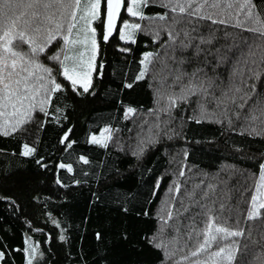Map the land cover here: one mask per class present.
<instances>
[{"label":"trees","instance_id":"16d2710c","mask_svg":"<svg viewBox=\"0 0 264 264\" xmlns=\"http://www.w3.org/2000/svg\"><path fill=\"white\" fill-rule=\"evenodd\" d=\"M101 10L95 27L100 49L97 63L104 67L99 70L102 75L93 73L90 92L77 95L63 81L66 90L55 99V106L62 112L53 114L61 116L59 123L52 117L36 114L37 120L45 121L43 128L34 121L25 126L24 132L11 137L0 136V195L10 196L16 202L10 205L0 201V251L6 254L0 264H26L30 257L25 248L36 249L33 264H161L163 252L148 240L160 227L158 216L165 202L175 196L176 200L171 203L178 206L177 201L185 199V190L200 192L208 183L217 186L216 196L231 206L239 203L241 209L239 225L235 212L230 221L232 227L245 229L244 236L235 238L240 241L242 251L234 264L241 260L244 264H260L264 260V223L242 217L249 207L245 199L250 202L255 192L259 164L264 162V136L248 135L243 130V121H237L234 116V128H229L223 119L221 123L205 119L197 124L188 119L197 108L194 102L190 106L182 103L178 111L173 109L177 119L169 124L164 123L168 120L164 112L158 113L159 120L150 115V109L156 110L167 103L166 96L157 103V89L161 93L180 91L179 84L173 83L172 70L182 67L190 73L193 68L167 60L162 47L168 40L167 33H162L157 43L152 42L154 37L150 32L146 34L150 25L154 27L160 22L129 16L125 4L116 34L107 43L103 42L101 21L105 0H102ZM166 11L160 7L159 0H153L144 9L146 17ZM124 20L140 23L145 29L135 36L136 43L120 40L119 28ZM203 34H208L206 28ZM218 36L213 51L232 43L225 41L223 31ZM59 47V44L52 47L47 55H52ZM121 48L129 50L122 52ZM145 52L159 53L162 61L156 62L154 70L143 80L136 81L141 69L139 61ZM243 55L240 51L229 52V59L215 73L205 68L210 76H218L216 96L221 95V89L242 87L243 80L255 84L257 94H264V74L260 80L251 79L247 66L239 62ZM41 59L53 67L54 72L59 70V65L46 56ZM149 67L153 69L152 65ZM234 69H243L244 75L234 76ZM128 83L133 87H125ZM127 107L136 112L124 119ZM208 110L219 113L224 106L217 108L213 103ZM65 116L67 119H63ZM180 116L184 118L182 127ZM157 123L158 128L153 126ZM106 126L115 130L107 148L87 142L91 135H99V130ZM68 128L73 129L70 135L75 143L65 151L60 138ZM150 138L156 142L148 143ZM25 143L36 148L35 156L20 155ZM139 147L144 150L137 157L133 152ZM81 155L89 160L88 164L79 160ZM41 157L46 168L36 163ZM61 162L72 164L73 171L58 169ZM181 168L185 172L183 177L179 176ZM57 179L61 183L58 184ZM221 180H227L228 186ZM173 182L181 184V192H170ZM261 212L264 213V209ZM61 235L64 240L60 239ZM243 245H247L246 250Z\"/></svg>","mask_w":264,"mask_h":264},{"label":"snow or ice","instance_id":"6c2138e0","mask_svg":"<svg viewBox=\"0 0 264 264\" xmlns=\"http://www.w3.org/2000/svg\"><path fill=\"white\" fill-rule=\"evenodd\" d=\"M122 3L129 16L160 22L154 27L150 25L146 34L150 32L154 37L152 42L157 43L161 34L167 33L168 40L162 45L167 60L178 66L193 68L190 73L182 67L172 70L173 83L179 84L180 91L161 93L157 89V103L165 96L167 103L156 110L150 109V115L157 116L159 120L158 113L164 112L168 116L164 123L169 124L177 119L173 109L178 111L182 103L190 106L194 102L197 108L188 119L197 124L205 119L221 123L223 119L229 128H234V116L237 121H243V130L248 135L264 136V94H257L256 85L243 80L242 87L233 86L227 91L221 89V95L216 96L218 76H210L205 71L207 67L215 73L229 59V52L235 54V51H240L244 55L239 62L247 66L249 77L261 79L264 74V0H159L160 7L167 11L153 17H146L144 13V9L153 0H107L106 18L101 21L104 25V42L109 41L116 29L114 21L120 14ZM101 15V0H0V136L11 137L24 132L27 130L25 126L34 121L43 128L45 121L37 120L36 114L52 117L59 123L61 116L53 114L62 112L60 107L55 106V99L66 90L63 81L77 95L90 92L93 73L102 75L99 70L104 67L102 63H97L100 49L96 38L97 29L92 26L93 21L101 18ZM205 28L208 30L207 35L203 34ZM141 31L145 29L140 23L124 20L119 28V38L121 41L136 43L135 36ZM220 31H223L225 41L231 40L232 43L213 51ZM57 44L60 45L58 50L47 55ZM80 46L89 52L87 57ZM119 50L126 52L129 49ZM42 56L58 64L59 70L54 72L53 67L43 63ZM161 61L159 53H143L139 61L141 69L135 80H143L150 70H154L155 63ZM150 65L153 69H150ZM165 66L168 67L167 63ZM233 75L243 76L244 71L234 69ZM125 87L132 88L133 84L128 83ZM213 103L217 108L223 104L224 110L219 113L216 110L209 111L208 106ZM135 112L136 109L127 107L124 119ZM179 119L182 127L184 118L180 116ZM153 126L158 128L159 123ZM72 132L73 129L68 128L60 138L65 151L75 143L71 140ZM114 132L111 127H103L99 135H91L87 142L107 148L114 139ZM155 142L153 138L148 140V143ZM143 150V147H139L133 155L139 157ZM35 153L34 146L27 143L22 145L20 155L32 157ZM42 160L41 157L36 163L46 168L47 164L42 163ZM79 160L84 164L89 163L83 155ZM57 168L73 171L70 163L61 162ZM184 175L181 168L179 176ZM56 182L61 183L59 179ZM221 183L228 186L227 180H221ZM159 186L160 182L157 181L156 187ZM195 187L199 189L200 185ZM170 192H181V184L173 182ZM216 193L217 186L208 183L206 189L200 192L195 189L185 190V199L178 200V206L171 203L176 200L175 196L165 202L158 216L160 227L148 240L149 244L163 252L161 264H234L237 261L242 248L240 241L235 238L244 236L245 229L232 227L230 221L235 212L236 223L239 225L241 209L239 203L236 206L228 205ZM240 195L243 197L242 192ZM0 201L10 205L16 203L12 197L4 195H0ZM245 202L249 203V207L246 216L242 218L247 221L259 219L264 223V213L261 212L264 209V162L259 164L255 192L250 202L246 199ZM144 215L147 216L148 212ZM251 231V228L248 229L249 236ZM99 238L100 234L97 233ZM60 239L64 240V236L61 235ZM246 249L247 245H243V250ZM24 251L30 257L26 264H33L36 249L25 248ZM5 258V252L0 251V261ZM239 264L244 262L241 260ZM260 264H264V260Z\"/></svg>","mask_w":264,"mask_h":264},{"label":"water","instance_id":"95a60500","mask_svg":"<svg viewBox=\"0 0 264 264\" xmlns=\"http://www.w3.org/2000/svg\"><path fill=\"white\" fill-rule=\"evenodd\" d=\"M106 2L107 0H105V11H104V18H106ZM124 11V3H122L121 8H120V14L116 17L114 23L116 24V29L113 30V33L111 34V36L109 37V40L116 34L118 27H119V23H120V18L121 15ZM103 31H104V25H103ZM103 40V39H102ZM104 42V41H103ZM107 43V42H105Z\"/></svg>","mask_w":264,"mask_h":264},{"label":"rangeland","instance_id":"374dc122","mask_svg":"<svg viewBox=\"0 0 264 264\" xmlns=\"http://www.w3.org/2000/svg\"><path fill=\"white\" fill-rule=\"evenodd\" d=\"M101 6H102V0H101ZM95 21H96V20L93 21V25H92L93 27H95ZM95 28H96V27H95ZM96 38H97V37H96ZM97 43H98V40H97ZM98 45H99V43H98ZM80 50H81V51H85V56H86V57H87V55H89V52H88L83 46H80Z\"/></svg>","mask_w":264,"mask_h":264}]
</instances>
